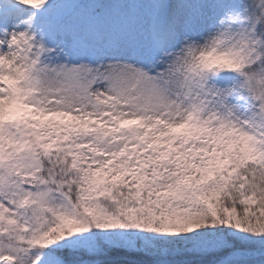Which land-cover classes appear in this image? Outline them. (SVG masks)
Segmentation results:
<instances>
[{"label":"snow or ice","instance_id":"1","mask_svg":"<svg viewBox=\"0 0 264 264\" xmlns=\"http://www.w3.org/2000/svg\"><path fill=\"white\" fill-rule=\"evenodd\" d=\"M0 264H264V0H0Z\"/></svg>","mask_w":264,"mask_h":264}]
</instances>
